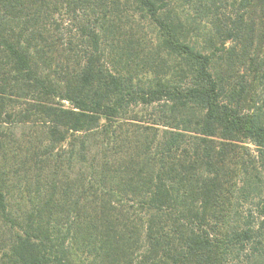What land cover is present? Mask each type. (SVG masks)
I'll list each match as a JSON object with an SVG mask.
<instances>
[{
	"label": "trees",
	"instance_id": "1",
	"mask_svg": "<svg viewBox=\"0 0 264 264\" xmlns=\"http://www.w3.org/2000/svg\"><path fill=\"white\" fill-rule=\"evenodd\" d=\"M0 264H264V0H0Z\"/></svg>",
	"mask_w": 264,
	"mask_h": 264
}]
</instances>
